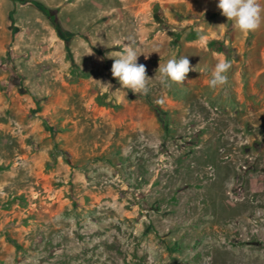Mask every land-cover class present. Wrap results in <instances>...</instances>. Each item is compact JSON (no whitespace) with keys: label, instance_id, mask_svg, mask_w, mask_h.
Segmentation results:
<instances>
[{"label":"rangeland","instance_id":"1","mask_svg":"<svg viewBox=\"0 0 264 264\" xmlns=\"http://www.w3.org/2000/svg\"><path fill=\"white\" fill-rule=\"evenodd\" d=\"M217 2L0 0V264H264V11L242 33Z\"/></svg>","mask_w":264,"mask_h":264},{"label":"clouds","instance_id":"2","mask_svg":"<svg viewBox=\"0 0 264 264\" xmlns=\"http://www.w3.org/2000/svg\"><path fill=\"white\" fill-rule=\"evenodd\" d=\"M217 7L221 14L233 22L235 28L242 33L255 30L261 23V13L264 9L258 0H218ZM143 54L138 47L131 42L125 43L121 50L117 51L111 65V74L117 78L120 86L134 93L143 94L147 91L151 78L146 75L144 64L137 63L138 57ZM145 58H147L145 56ZM231 68V61L218 60L210 71L208 87L215 89L227 82V72ZM190 69L187 56L180 58L171 57L165 63L160 64L156 70L159 81L167 86L171 82H182ZM156 76V75H155ZM107 85V84H105Z\"/></svg>","mask_w":264,"mask_h":264},{"label":"trees","instance_id":"3","mask_svg":"<svg viewBox=\"0 0 264 264\" xmlns=\"http://www.w3.org/2000/svg\"><path fill=\"white\" fill-rule=\"evenodd\" d=\"M36 5H37V7L42 11V13H44L47 17H51V15H52V10L47 9V8L41 6V5H38V4H36Z\"/></svg>","mask_w":264,"mask_h":264}]
</instances>
